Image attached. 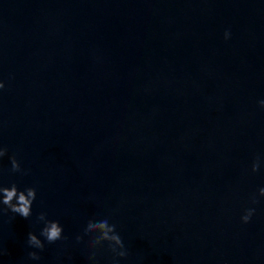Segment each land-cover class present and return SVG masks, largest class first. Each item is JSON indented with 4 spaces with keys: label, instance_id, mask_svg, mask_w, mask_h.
I'll list each match as a JSON object with an SVG mask.
<instances>
[{
    "label": "water",
    "instance_id": "obj_1",
    "mask_svg": "<svg viewBox=\"0 0 264 264\" xmlns=\"http://www.w3.org/2000/svg\"><path fill=\"white\" fill-rule=\"evenodd\" d=\"M0 80V179L37 189L0 264L42 211L69 239L31 264H91L75 238L105 218L120 264H264V0H0Z\"/></svg>",
    "mask_w": 264,
    "mask_h": 264
},
{
    "label": "clouds",
    "instance_id": "obj_2",
    "mask_svg": "<svg viewBox=\"0 0 264 264\" xmlns=\"http://www.w3.org/2000/svg\"><path fill=\"white\" fill-rule=\"evenodd\" d=\"M231 33L225 32V39L230 38ZM6 84L0 80V90L5 89ZM261 109H264V99L259 101ZM8 155L6 146L0 144V160ZM11 167L8 169L10 173H21L27 175V171L22 168L21 162L16 155L10 158ZM262 158L257 156L252 165L251 172L257 173L261 169ZM5 170L0 168V178L3 177ZM259 197L264 198V187L259 189ZM37 199L36 187L29 186L21 189L18 184L12 183L6 186L0 179V214L11 212L16 216H20L26 220H30L33 216V204ZM252 204L260 203L256 194L251 197ZM256 214V209L250 207L245 209L241 220L244 224L251 222ZM36 224H42L39 234L36 231H30L27 237V247L32 249L27 252L26 258L20 264H31L33 261L42 259L41 253L48 244H55L57 241H67L69 238L64 235V228L59 220L49 219L47 212H40L36 216ZM76 245H83L87 259L91 264H100V257L104 251L111 254V264H120L121 260H126L130 252L119 232L117 226L111 223L108 218L102 220H89L83 230V233L75 238ZM7 249L0 240V258L8 255ZM58 264H64L60 256L57 257Z\"/></svg>",
    "mask_w": 264,
    "mask_h": 264
}]
</instances>
